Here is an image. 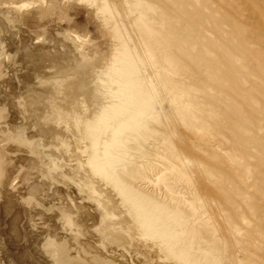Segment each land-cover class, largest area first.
I'll return each instance as SVG.
<instances>
[{
    "label": "rangeland",
    "instance_id": "1",
    "mask_svg": "<svg viewBox=\"0 0 264 264\" xmlns=\"http://www.w3.org/2000/svg\"><path fill=\"white\" fill-rule=\"evenodd\" d=\"M129 1L132 4L134 15L146 20L154 32L165 37L174 56V61L170 66L171 85L167 93L168 114H163V112L162 115H157L155 137L148 140L155 161L152 170L148 173L150 179L146 181L147 186L158 195H160V190L164 193L172 192L175 199L184 203L189 212L196 216L198 224L203 225L198 231L203 232L202 234L208 238L214 239V244L221 257V264H264V0ZM4 2L8 4L11 3V0H0V4L4 5ZM149 5L152 8L146 10ZM10 16L12 14L7 11H4L3 16L0 15V74L3 75V80L2 78L0 80V84L2 83L0 86V108L5 114H9L11 100H21L24 104V115L21 119V115H18L19 119L17 118L15 124H11L13 127L0 119V127L4 126L3 128H5L6 126L7 128L6 133L1 136L4 135L5 138H8L7 141L16 140L22 136L30 140L33 139L31 136L33 137L34 132H36L33 117L37 116L41 110L38 102L36 105L29 102L33 101L32 95L35 91L47 90L46 97L51 98L53 95L49 91L55 92L54 87L49 85L40 87L36 81L40 78H43L41 79L43 81L62 79L61 81H65L66 84L79 78L72 74L75 78L70 76L71 79L66 81L67 76L55 75L56 68L49 65V62H45L47 65L44 64L43 58L40 59L41 63L39 57L34 58L33 62L27 60L26 56L31 54L36 46L40 45L34 44L35 41L33 40L30 43L31 47H29L30 45L27 48L21 47L22 40L33 36L36 30L28 29L29 27L24 26V24L7 25L8 23L2 18L6 19ZM24 28L28 30L26 31ZM47 30H43V28L38 30L42 34L41 38L48 37L44 43L50 42L52 49L46 50L47 57L55 56L62 51V54L65 53L67 44L62 42L60 44L62 46L58 45V42H54L56 37L52 36V32L46 34ZM43 31L46 32L45 35ZM157 45L159 48L161 47L158 42ZM59 46L61 48L58 49ZM36 65L38 67L44 65V69L40 68L41 71L39 69L34 72L38 68ZM30 73L34 75V78L36 76L37 78L31 82L32 91L26 93L23 86ZM45 76L48 78L45 79ZM80 84L77 85V92L79 98L84 99L87 97L89 89L86 85ZM161 88L162 81L159 78L158 89ZM60 89L63 90L62 97L66 98L64 86ZM15 91L16 93H14ZM18 91L19 93H17ZM12 93L17 96L14 97ZM24 95L26 96L23 97ZM68 97L71 95L68 94ZM5 99L6 101L3 102ZM24 116L26 117L24 118ZM39 138H42L43 143L37 144V148L41 152L44 151L48 157L44 156L40 159L37 158L38 160H33L30 158V154L29 158L13 157L3 161L5 162L3 169L8 173L11 172V169L13 171L10 173L11 176L13 175L11 181L16 179V175L17 177L20 176V181L24 184L21 186L20 192L24 199L31 198L35 201L38 199L37 202L40 203L36 213L23 207L25 209H22L25 211L24 218L26 217L24 219L22 217L24 212L20 210L24 206L23 203L20 204L22 201L8 196L9 200L12 199L10 200V207H13V209L11 208L13 212L9 211L6 219H12L17 211L20 212H17L20 215L23 212L19 217L21 219L18 218L19 221L16 222L18 231L24 235L29 232L27 222L33 219L38 225L40 224V227L46 225L44 226L46 228L43 227L44 231L43 228L41 229L43 232L48 229V233H44L41 239L45 243L50 239L53 244L42 249V244L38 238L33 245L25 239L20 240L26 247L25 249L31 251L27 264H152V262L153 264H170L169 261L174 264L171 260H167V262L166 260H157L156 256L152 258L153 255L151 257L147 249H142L143 247L137 245V242L131 243L130 235L127 232V227L130 225L125 217L118 223L121 227V232L118 230L120 234L118 232L110 234V237H106L107 239L98 237L95 228L100 225L99 214L102 213L95 211L94 203H91L93 206L91 205L89 209L92 221L89 219L88 226L85 228V224L84 226L77 224L78 226L75 227L76 229L80 227L77 234L83 236L80 238L81 241L79 240L81 244L77 242L74 245V243H67L64 239L54 237L53 228H57L55 225H58L60 220L58 216V218L56 216L53 218V215L56 213L58 215V211L60 212L64 205L70 204L72 200L80 203L84 195L71 187H66L67 189L60 187L54 193L53 186L52 188L50 186L54 182L53 178L60 180V182L63 181V177H60L61 170L56 171L58 164L52 161L57 157L56 154L51 153L53 150H50L53 149L51 146L55 145L50 143L53 141L52 139L50 142L48 140V144L50 143L51 146L47 143L45 145L47 140L44 141L45 138L43 137H36L33 140ZM8 153L11 154L12 152ZM18 154L21 152L12 153L11 156ZM21 160L23 163L21 162L20 165ZM29 161H32L33 164ZM24 163L27 165L24 166ZM10 165L11 167H9ZM19 167L21 168L19 169ZM26 167H29L28 170H33L27 172ZM178 167H182L183 173L181 175L176 173ZM14 168L17 170L14 171ZM67 171L63 173L68 176L67 178L76 177L75 179H80L81 176L77 170H69L71 173ZM34 172L38 173L37 176ZM25 173L26 175H24ZM43 176H45L44 179ZM26 178L31 183H27ZM43 185H46L49 191ZM28 188L34 190L30 191ZM32 191H35L34 194ZM13 200L18 203L19 207ZM46 200L48 202L43 203ZM112 208L107 205L105 211L117 216L116 210ZM46 213L50 218L45 216ZM43 217L45 218L42 220ZM47 221L49 222L46 224ZM50 222L51 224H49ZM48 226L49 228H47ZM2 228L7 231L6 235L0 234V242L4 243H1L0 246V264H8L6 258L14 257L15 253L11 246H17L16 249H18L21 248L18 247L21 243L17 242L16 244L12 241L15 239L17 230L11 228V223L10 227L2 226ZM29 230L32 232L31 229ZM31 232L26 233L28 235H25V238L29 239L30 234L36 233ZM184 240L186 239L184 238ZM184 240L178 241L175 246L171 247V252L178 253ZM204 247V245H195V248ZM57 249H60L63 254ZM47 251L49 255L44 256V252ZM230 251L235 254L234 257L229 256Z\"/></svg>",
    "mask_w": 264,
    "mask_h": 264
},
{
    "label": "bare ground",
    "instance_id": "2",
    "mask_svg": "<svg viewBox=\"0 0 264 264\" xmlns=\"http://www.w3.org/2000/svg\"><path fill=\"white\" fill-rule=\"evenodd\" d=\"M147 7L148 9L146 10L152 8L150 5ZM4 11L12 14L10 18H2L8 23L7 25L15 23L24 24V26L29 27L28 29L36 30L33 36L22 40L21 47L27 48L33 40L35 41L34 44L40 45L36 46L35 51L32 50L33 52L26 56L27 60L32 61L37 57H39V60L43 58L44 64L49 62V65L56 68L55 75L67 76L66 81L71 79L70 76L72 74L79 78L65 84V81H61L62 79L43 81L41 80L43 78L38 77L40 80L35 81L40 87L49 85L55 88V92L49 91V93L52 92L50 94L53 96L48 98L46 97L47 90L35 91L34 95H32L33 101H29L31 104L35 103V105L38 102L41 107L40 113L33 117V125L36 126L33 128L36 129V132H34V136H31V138L43 137L45 138L44 141L47 140V142L45 141V145L48 144V140L50 142L52 139L53 141L50 143H54L55 145L51 146L50 143L48 144L53 147V149L49 148L51 151L53 150L51 153L57 155L56 159L52 161L58 164V170L56 171L61 170L60 177H63V181L60 182V180L53 178L54 182L51 181L52 184L50 185L51 188L53 186L52 190L55 193L60 187L63 189L71 187L74 190L77 189L82 192L84 195L80 203L72 200L70 201L72 204L68 201L70 204H65L66 206L64 205V207L58 205L62 206L64 210L58 211V215H56L57 213L53 215V218L54 216H58L60 220L59 224L55 225L57 228H53L54 233H52L55 235L54 237L64 239L67 243H74V245L79 242L82 235L77 234V230L80 227L78 229L75 227L77 224L83 226L85 224L84 228L88 226V221L91 219L89 209L92 205L91 203H94L95 211L102 213L99 214L101 219L100 225L95 228L97 236L100 238L107 239L110 237V234H115L118 230L121 232V227H119L118 223H120L121 219L126 218L125 220L130 225L127 227V232L131 239L130 242H137V245L143 247L142 249H147L148 254L151 257L153 255L152 258L156 256L159 261L171 260L174 264H221V257L214 244V239H210L203 235V232L198 231L201 230V226L203 225L198 224L196 216L189 212L184 203L175 199L172 192L164 193L160 190V195H158L151 191L146 184V181L150 179L148 173L152 170L155 161L148 140L151 137H155L157 115H162L163 112V114H168L167 93L171 85L170 66L174 61V56L165 37L154 32L146 20L138 15H134L132 4L129 0H13V2L11 0V3L0 4V15L3 16ZM39 28H43V30L48 29L47 33L43 31L44 35L45 33L48 35V32H52V36L56 37L54 38L56 39L54 42H58V45L62 42L66 43L67 51L63 54L62 51L59 52L61 54L58 53L55 56L47 57L46 50L51 48L50 42L44 43L48 37L41 38L42 34L39 33ZM157 42L161 45L160 48ZM60 46L58 49L61 48ZM29 49L28 51L32 48ZM23 50L25 51V49ZM48 52L51 53V51ZM43 66H37L38 68L34 72L40 68L44 69ZM31 73L24 81L23 90L26 93L30 92V90L32 91L31 82L37 78V76L34 78V75H31ZM45 74L47 75V73ZM47 76H45V79L49 77ZM2 77L3 75L0 74V80ZM72 77L75 78V76ZM159 78L162 81L161 89H158ZM80 82L89 89L88 99L87 97L84 99L79 98L77 85ZM62 86H64L66 98L62 97L63 90L61 91L60 89ZM58 88L59 90H57ZM68 94L71 97H68ZM16 96L14 94V97ZM14 97L12 98L15 99ZM29 102L28 105H30ZM23 108L24 104L21 100H11V111L9 114H5L3 109L0 108V119H3L12 126L11 124H15L19 114L21 115L20 119L24 115ZM25 114L27 116V113ZM3 127H0V234L6 235L7 230L2 228V226L10 227L11 223V228L17 230L15 239H12L16 244L20 240L25 239L29 241V244L33 245L36 243V238H38L40 239V244H42V246L39 244L42 249L44 247L48 248L50 244H53L50 239L47 240L48 242L46 241L47 243L41 239L42 235L48 231L47 229V231L43 232L44 228H46L44 227L46 225L43 226V223L42 226L44 228L40 227V224L38 225L33 219H27L29 220L27 222L29 229L32 232H36L32 233L27 228L32 233L29 235V239L25 238V235H28L26 233L29 232H26L24 235L18 231L16 222L19 221L18 218L23 212L24 215L22 217L24 218L25 216V211H23L25 209L23 207L28 208L31 212H35L39 208L38 204L40 205V203L37 202V197L36 201L31 198L24 199L20 192L21 186H24L20 181V176L17 177L16 175V179L11 181V177H13V175H10L13 172L12 169L10 168V173L3 169L5 163L3 161H7L13 157L29 158L30 154V158L33 160L43 158L44 156L48 157L44 151L41 152L37 148V144L43 143V140H41L42 138L28 140L22 136L18 139L15 138L16 140L7 141L8 138H5L4 135L3 137L1 136L7 131L6 126L5 128ZM7 134L10 135V133ZM8 152H21V154L11 156L12 153L9 154ZM4 157L6 158L5 160ZM21 162L22 160L19 164ZM11 163L13 164V162ZM26 165L27 163L24 166ZM29 167H26V169ZM73 169L80 173H78L81 176L79 180L75 179L76 177L67 178L68 176L63 174L67 170L74 171ZM15 170L17 169L14 168ZM31 170L33 169H29L27 172ZM70 171L69 173H71ZM176 173L181 175L183 173L182 167H178ZM44 178L45 176H43ZM28 181L27 179V183H31ZM31 187L33 186L31 185ZM45 189L49 191L47 186ZM23 190L27 192L24 188ZM34 192L32 191L33 194ZM28 193L30 195V192ZM8 196L15 197L18 201H22L20 204H24L22 208L20 207V210L23 209L21 215L17 214L18 211L15 213L16 215L12 213L14 214L12 219H6L7 213L9 211L13 212V207H10V200L12 199L9 200ZM45 196L47 197V195ZM13 201L16 202L15 200ZM45 202L48 201L46 200L43 203ZM16 204L19 207L17 202ZM107 205L116 210L117 216L108 213L109 211H105ZM45 216L50 218L47 213ZM34 218L37 217L34 216ZM19 226L21 225L19 224ZM41 228H43V231ZM92 231L94 230L92 229ZM103 239L102 241H104ZM180 240H184V243L178 253L171 252L170 248L175 246ZM21 244L18 246L21 248L18 249H16L17 246H11L14 248L15 258L13 256L6 258L8 264L28 263L31 251L26 250L24 244ZM102 244L104 245L103 242ZM195 245H204L205 247L195 248ZM32 249L34 250V248ZM27 251L30 252L28 253ZM61 253L63 254V252ZM45 255H49L48 251L44 252ZM229 256L234 257L235 254L230 251ZM169 263L171 264L170 261Z\"/></svg>",
    "mask_w": 264,
    "mask_h": 264
}]
</instances>
